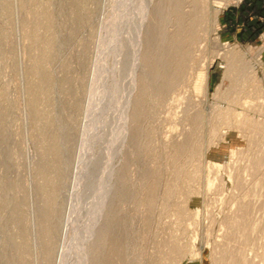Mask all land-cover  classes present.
Segmentation results:
<instances>
[{"label":"rangeland","instance_id":"1","mask_svg":"<svg viewBox=\"0 0 264 264\" xmlns=\"http://www.w3.org/2000/svg\"><path fill=\"white\" fill-rule=\"evenodd\" d=\"M6 1L0 264H264V0Z\"/></svg>","mask_w":264,"mask_h":264},{"label":"bare ground","instance_id":"2","mask_svg":"<svg viewBox=\"0 0 264 264\" xmlns=\"http://www.w3.org/2000/svg\"><path fill=\"white\" fill-rule=\"evenodd\" d=\"M8 1V0H7ZM6 1V2H7ZM5 2V3H6ZM6 7H9L10 6V2H7L6 4ZM5 5H4V8H6L5 7ZM132 30V29H131ZM130 30V31H131ZM132 43H133V41H132ZM53 48L51 47V50H52ZM53 51V50H52ZM132 57H134V55L132 56ZM132 63H134L133 61H132ZM132 63H129V64H126V67H125V70L127 69V68H129L130 66H131V64ZM201 75H200V77L201 78H205V79H207V73L206 72H203V73H200ZM248 101V100H247ZM250 101V100H249ZM197 103V102H196ZM247 103V102H246ZM252 102H250V104H251ZM253 104V103H252ZM248 104H246L245 106H247ZM243 106H244V104H243ZM195 108V107H194ZM246 108H248V107H246ZM251 108H253V106L251 107ZM249 109V108H248ZM217 112H219V111H217ZM226 112H227V110H226ZM218 114V113H217ZM221 115V117H224L225 115H224V113H220ZM230 114V113H229ZM210 115H211V113H210ZM214 115V114H213ZM247 115L245 114V112L244 111H240V112H237V114H235V119L233 118V117H231V118H229V121H228V119L226 118L225 119V121L228 123V122H233V123H236L237 125H240L241 124V122H242V120H243V118L244 117H246ZM208 119V122H211V121H213L215 118L213 117V118H209V117H207L206 118V120ZM198 121V120H197ZM255 129V128H254ZM254 131H256V130H254ZM196 133V132H195ZM63 142V141H62ZM61 142V144H63ZM264 147V146H263ZM58 149H59V147H58ZM235 154V153H234ZM233 157H235V156H233ZM252 157V156H251ZM260 157L261 158H264V154L263 155H260ZM259 157V158H260ZM260 158V159H261ZM263 161V160H262ZM262 161H260L259 162V160H258V162H259V164H262ZM70 163V161L69 162H67V163H65V164H67V165H64V167H63V170H64V172H66V171H68L69 169H72V166L71 165H68ZM210 165V164H209ZM211 166V165H210ZM223 166V165H222ZM221 166V167H222ZM62 168V167H61ZM220 168V167H219ZM55 171V170H54ZM50 174V173H49ZM46 175L47 177H48V179H50L51 178V176H52V174H50V175ZM232 176V175H231ZM231 176H229V177H231ZM53 178V177H52ZM208 178V177H207ZM256 181H258L260 184H262L263 183V181H264V177L262 176V179L260 178V179H258V180H256ZM206 182L208 183V185L211 187L213 184H214V182H215V179L214 178H212V177H210V178H208V179H206ZM257 182V183H258ZM62 188H68V184H67V182H65V181H63L62 182ZM255 186H261V185H258V184H256ZM258 188V187H257ZM256 191H257V189H256ZM252 207V206H251ZM61 208H63V209H65V206H62ZM78 219H79V217H78ZM232 220H235V223H236V218L234 219V218H232ZM247 220V219H246ZM79 221V220H78ZM64 223H65V219H64V214H62V218L57 222V224L55 225V227H56V231L57 232H55V230H54V232H55V235H60V232L62 231V229H63V226H64ZM244 223V222H243ZM246 225H249V224H246ZM243 226H244V224H243ZM242 227V226H241ZM240 227V228H241ZM242 229H243V227H242ZM242 229H241V233H242ZM245 229H246V227H245ZM244 229V230H245ZM247 230V229H246ZM53 232V233H54ZM59 232V233H58ZM239 233H240V231H239ZM248 233V232H247ZM244 234V233H243ZM246 234V233H245ZM244 236V235H243ZM242 236V237H243ZM5 239V241H4V244L5 245H11L13 242H14V239H13V237H9V238H4ZM4 245V246H5ZM2 246V245H1ZM244 262V261H243Z\"/></svg>","mask_w":264,"mask_h":264}]
</instances>
